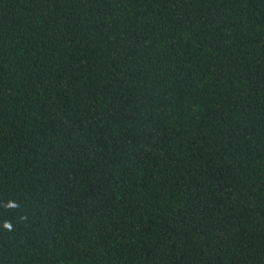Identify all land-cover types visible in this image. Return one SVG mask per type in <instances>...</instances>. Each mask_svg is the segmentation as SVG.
<instances>
[{"label":"trees","instance_id":"obj_1","mask_svg":"<svg viewBox=\"0 0 264 264\" xmlns=\"http://www.w3.org/2000/svg\"><path fill=\"white\" fill-rule=\"evenodd\" d=\"M0 264H264V0H0Z\"/></svg>","mask_w":264,"mask_h":264}]
</instances>
